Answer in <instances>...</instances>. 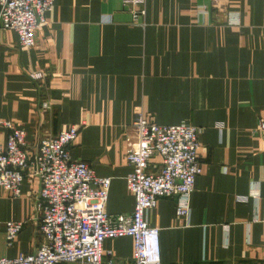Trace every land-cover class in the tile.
I'll return each mask as SVG.
<instances>
[{
	"label": "crops",
	"instance_id": "0c3cea01",
	"mask_svg": "<svg viewBox=\"0 0 264 264\" xmlns=\"http://www.w3.org/2000/svg\"><path fill=\"white\" fill-rule=\"evenodd\" d=\"M232 13L238 26L227 22ZM139 23L122 0H54L34 48L0 30V123L24 129L32 150L77 126L71 157L111 178V215L135 208L126 135L136 110L202 128L190 217L177 218L176 198L160 199L148 216L162 263L264 264V0H147ZM8 135L0 124V145ZM40 188L27 178L20 198L0 190V258L39 248ZM10 221L25 223L12 247ZM104 250L102 264H134L131 237L106 240Z\"/></svg>",
	"mask_w": 264,
	"mask_h": 264
},
{
	"label": "built area",
	"instance_id": "2783aa9c",
	"mask_svg": "<svg viewBox=\"0 0 264 264\" xmlns=\"http://www.w3.org/2000/svg\"><path fill=\"white\" fill-rule=\"evenodd\" d=\"M122 2L133 24L140 25L147 15V0ZM53 9L54 0H0V30L15 31L21 45L32 49L36 33L47 25V15ZM227 22L240 24L233 13L227 15ZM44 108L49 105L44 104ZM0 124L9 130L6 144L0 145V190L20 198L27 178L40 182L35 209L40 214L42 234L34 254L0 258V264H102L105 241L122 237L134 240V264H163L160 230L149 225L148 216L160 199L176 198L177 218L183 221L190 217L196 180L203 172L198 155L202 128L187 122L162 125L150 120L141 108L136 110L126 135V160L132 167L126 181L135 208L131 214L111 215L107 212L111 178L99 177L91 165L71 157L77 126L41 140L32 150L24 129L12 122ZM224 127L223 123L216 126L219 130ZM258 131L264 134V121ZM155 158L161 160L157 167L153 166ZM250 197L259 199L257 188ZM24 225L6 223L8 247L14 245ZM225 231L229 232L228 226Z\"/></svg>",
	"mask_w": 264,
	"mask_h": 264
}]
</instances>
